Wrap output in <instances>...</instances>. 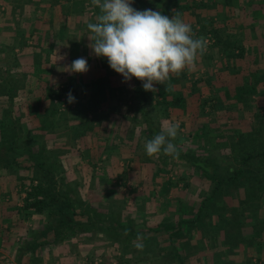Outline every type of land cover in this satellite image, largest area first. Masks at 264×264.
<instances>
[{
  "label": "rangeland",
  "instance_id": "374dc122",
  "mask_svg": "<svg viewBox=\"0 0 264 264\" xmlns=\"http://www.w3.org/2000/svg\"><path fill=\"white\" fill-rule=\"evenodd\" d=\"M218 8L227 17H221L223 22L218 20V25L204 28L199 22L191 25L196 36L207 41V51L203 55L206 58L198 57L194 71L172 75L167 85L170 94H187L186 105L165 109L161 104L163 96L155 92L152 96L156 103L147 107L153 114H159L155 120L161 121L157 123L160 127L165 122L179 121L180 131L174 141L178 150L218 158L217 173L226 179L239 168L234 148L239 144L236 134L241 125H254L255 114H264V0H225V5L219 4ZM142 9L156 11L148 0L144 1ZM215 28L222 35L219 44L214 42L212 30ZM202 29L209 32L201 33ZM216 49L220 54L214 60ZM33 52L39 51L33 49ZM208 57L212 61L207 60ZM258 79L260 83L255 84ZM65 81L60 82L59 88L67 86V93L61 99H54L59 105V113L54 116L58 122L53 127L49 112L45 115L43 108H32L27 114L28 127L43 129L40 132L30 129L28 138L26 136L28 143L25 149H20L21 154L26 155L21 157V164L45 161L52 169L58 187L62 186L59 187L63 190L60 200L69 196L76 211L85 209L92 215V220L99 218L100 221L93 220L87 230L70 229L75 218L71 209L61 212L57 206L50 218L45 212L37 214L23 210L24 197L32 185L31 178L34 177V185L38 180L33 168L24 170L15 165L7 170L1 168L0 264H264L263 173L251 183L245 180L225 184L214 198L215 184L204 177L199 168L162 153L149 157L143 148L146 128L138 125L131 131L128 118L119 116L120 123L103 126L95 123L97 128L78 138L77 129L70 126L79 122L80 105L92 102V91L74 90V81ZM243 84L254 89L246 101L236 94L237 90L240 93L247 89L241 88ZM57 86L53 85V88ZM70 91L76 98L73 103L67 99ZM19 94L18 97L24 100L25 93ZM116 94L120 100L128 101L129 98L132 103L133 90L125 94V90L119 88ZM34 95L33 99H36ZM205 99V109L201 112L200 106ZM117 111L122 115L131 113L125 108ZM88 115L91 118V114ZM31 117L35 119L30 121ZM44 128L47 130L43 131ZM95 131L102 134L100 141L107 145L113 143L115 132L123 136L131 131L138 136L134 141L139 138L141 141L136 152L125 139L127 142L122 141L119 148L123 155L113 156L120 154L114 149L110 157L99 154L92 157L88 152L94 142L87 135H93ZM57 133L59 137L55 138ZM134 154L142 156L140 162L133 160ZM0 155L3 158V154ZM163 184L169 188L162 189ZM79 198L83 206L79 204ZM203 199L206 203L197 215ZM112 213L121 214L119 221L123 229L120 226L117 229V223L111 222L114 219ZM197 216L200 220L191 222ZM77 217L79 220L86 218L84 215ZM181 220L187 222L178 227L180 230L175 235L172 230L148 229ZM55 230L64 237L54 249L41 251L39 246L34 253H28L25 245L18 255L8 252L13 238L17 239L15 244H21L23 240L37 243L46 238L45 234L56 235ZM138 235L143 237L139 241L144 245L143 251L134 247ZM75 240L82 241V245L78 246Z\"/></svg>",
  "mask_w": 264,
  "mask_h": 264
},
{
  "label": "crops",
  "instance_id": "0c3cea01",
  "mask_svg": "<svg viewBox=\"0 0 264 264\" xmlns=\"http://www.w3.org/2000/svg\"><path fill=\"white\" fill-rule=\"evenodd\" d=\"M144 1L146 2V0H133L132 6L137 10H143L142 4ZM148 2H152V6L156 11H161L162 14L170 18L178 15L191 25H195L196 22L201 23L203 28L218 25V20L223 22L224 20H221L222 16L227 18L223 12L220 13L222 10L218 8L219 4L225 5V0H148ZM98 14L99 9L92 5L91 0H0L1 83L6 84L4 79L8 77L6 79L10 80L9 84L11 83L8 86L14 89L18 86L19 92L25 93V99L21 102L31 105H34L40 97L45 96L53 85L60 86V82L65 81V78H67L65 82L74 81V84H76L75 89L81 92L85 90L94 92L96 81L102 80L107 91L111 89L119 92L120 88L125 90V94H129V90L134 89L131 81L125 82L121 74L110 68L107 58L95 56L89 47L87 24L89 22L94 23ZM33 49H38L39 52H33ZM219 52V49L214 50V57H212L214 60L220 54ZM79 57H84L91 63L89 70L86 73L70 72L68 66ZM202 58L205 59L206 56H202ZM210 58L208 57L207 60H211ZM15 61V67H11ZM102 62H106L107 65L102 66ZM83 77H86V80ZM179 93H182V91ZM33 95L36 99H33ZM111 103H119L122 111L124 108L128 111L127 101L121 100L118 102L116 100ZM119 116L128 118L129 116L132 117L133 113L118 114L117 116L114 113L111 117H105L100 126L114 124L115 122L120 123ZM31 119H35V117H31L30 121ZM103 133H106V127L103 128ZM101 135L98 131H95L93 135H87L90 141L94 142L89 149L88 156L93 157L99 154V156L110 157L115 152L114 149H118L120 154H113V156L123 155L122 149L119 150L122 144H117L116 147L112 144L107 145L105 141H100ZM121 135L117 132L119 139L122 138ZM87 136L85 135L84 138ZM58 137L59 133L55 138ZM79 137L82 138V135ZM162 187L165 190L169 188L165 184ZM173 188L177 189L176 185ZM44 237L46 238H41V251L54 249L61 241L52 233L45 234ZM28 238L29 236H27ZM16 241L17 239L13 238L12 245L11 242H8L10 244L8 252L11 255L13 253L20 254L18 252L20 244H15ZM25 242L28 244L29 241ZM74 243H78V246L82 245V241L75 240ZM24 246L25 244H23ZM0 250L2 249L0 248ZM57 264H66V262ZM79 264L81 263L79 262Z\"/></svg>",
  "mask_w": 264,
  "mask_h": 264
},
{
  "label": "trees",
  "instance_id": "16d2710c",
  "mask_svg": "<svg viewBox=\"0 0 264 264\" xmlns=\"http://www.w3.org/2000/svg\"><path fill=\"white\" fill-rule=\"evenodd\" d=\"M212 31L215 40L214 42H217V44H219L222 41V35L220 33V30L215 28ZM204 32L209 31H205V29H202L201 33ZM15 64L16 61L13 62L11 67H15ZM101 65L106 66L107 64L106 62H102ZM6 78L4 79V82L7 85L1 83L0 80V154H3V158H0V169L4 168L7 170L12 165H15L16 167L24 170H29L33 168V173L38 180L37 183L34 185V182H32V179H34V177L31 178L32 185L31 188H29V190L26 192V196L24 197L23 210L33 211L37 214H42L45 212L50 218L54 216V208H57V206L61 212H65L66 210L71 209L75 215V218L72 219L73 224L69 228L87 230L88 226L91 225L93 220L94 222H99V218H95L92 220V215L90 213L88 214L85 209H82L80 212L76 211L74 207V202L67 195H65L64 201L60 200V197L63 194V190L59 189V187L62 188V186L60 185L58 187L57 181H54L55 177L52 174V169L45 164V161H33L32 164L28 165L25 163L21 164V157H26V155H22L20 149H25V144L28 143V140H26L28 138L27 135L30 132V129L32 131L39 132L41 131V129H43L38 127L40 129L38 130L37 127H28L26 125L27 114L31 113L32 108H43L44 112L46 113L45 115H47V113L49 112L48 115L50 117V123L52 124L51 127H53V125H55V122H58L57 119L54 118V116L59 113V105L55 102L54 99L55 97L61 99L62 96L68 91L67 86H62L60 88L59 86H57L58 88L50 87L45 96L40 97L36 103L34 102V105H31L29 103L24 104L21 102V97H18L20 95V89L18 88V86L15 89L11 86H8L10 80ZM130 81L134 88V95L132 96V103L129 102L130 99H127L128 111L133 113L132 117H128L131 122V126L129 129L133 131L135 128H137L138 125H143L146 128L143 132V136L146 138V140L151 139L155 134L159 133L161 130V127L157 125V123L160 122H157L155 120L156 117H159V114H153L152 110L148 109L147 107L152 102L156 103L152 96L153 92L145 91L143 89L142 82L136 79L135 77H133ZM169 82L170 79L166 81L164 85L156 86L158 88L157 94L163 96V101L161 102V104L164 105L165 109H176L177 107H181V105H186L185 95H173L168 92L169 90H166L168 89L167 85L169 84ZM258 83H260L259 79L255 81V84ZM9 85H11V83ZM72 85L75 90L76 84H74L73 82ZM242 87H246L247 89L242 90L240 93H238L237 90L236 94L239 95L240 98L244 99V101H246L249 99V96L252 90L254 89H249V87L245 84H243L241 88ZM168 97L172 98L169 99ZM90 99L92 102H86L85 104H82L79 107V122L70 126L72 129L73 127L77 129V133H79V136H81V134H86L90 130L93 131L95 128H97L95 123H102V121H104L105 115L109 113L108 116L111 117V115L117 113V110L120 109L119 103H110L111 101L114 102L117 99L120 100V98H117V94L115 91H112L111 89H108L107 91L102 81H96L95 91L90 93ZM206 101V99L203 100V103L200 106L201 112H203L205 109L203 104H205ZM104 109H106L107 111L103 112ZM88 113L91 114V118H89L90 116L88 115ZM255 117L257 120L256 124L254 125L250 123L248 125H243L241 123V130L236 134L239 144L234 148V152L236 153L235 158L239 163V168L235 169L233 174H231L226 179L220 178L217 173L218 158L217 160H215V157L213 156H201L192 151H179V158L199 168L201 174L204 177L209 178L214 182V198L216 194H218V192L222 189V187L229 182L231 183L238 181L239 183H241L245 180L250 182L253 181V179L255 178L258 179V174H264V114L257 112V114H255ZM46 130L44 128L43 131ZM131 131L128 132V135H121L122 138L120 139L117 134H115L112 145L116 147V145L122 143V141H124L125 143V139H127L131 143L132 150L136 152L139 147V142L141 140L139 139L135 142L134 140L136 135L131 134ZM133 157V160L136 159L137 162H140L142 158V156L136 154H134ZM36 174H41L42 176ZM210 200H212V198H210ZM78 201H80L79 204L83 206V202L80 198L78 199ZM205 201L206 199L201 200L197 215H200L202 207L206 203ZM83 215L86 216V218L83 220H79L77 216ZM120 215L121 214L112 213V217H114V219H112L111 222H113V224L115 222L117 223V229H120V227H122L123 229V225L121 221H119L121 217ZM198 217L199 216H197V218H195L191 222L199 221L200 219ZM186 222V220H181L178 223L159 224L157 228H149V230H172V234L175 235V233L180 230L178 227H181ZM56 236L58 238L64 237L63 234H61L59 231H56ZM23 244L26 245L27 243H24V240L21 242L19 246L20 253L21 249H23ZM40 245H42L41 242H28L26 249L30 253H34Z\"/></svg>",
  "mask_w": 264,
  "mask_h": 264
},
{
  "label": "clouds",
  "instance_id": "9594fccd",
  "mask_svg": "<svg viewBox=\"0 0 264 264\" xmlns=\"http://www.w3.org/2000/svg\"><path fill=\"white\" fill-rule=\"evenodd\" d=\"M99 9L96 21L89 22V47L97 57L107 58L111 69L121 74L124 81L133 77L142 82L145 91H158L156 85H164L172 75L194 71L198 57L207 51V41L197 37L190 23L180 16L162 14L151 9L137 10L133 0H91ZM72 73H86L88 61L79 57L68 66ZM166 90H170L166 89ZM69 103L75 102L71 91ZM180 131L179 121L165 122L159 133L147 139L144 149L149 157L161 153L179 158L174 143ZM138 235L134 247L143 251Z\"/></svg>",
  "mask_w": 264,
  "mask_h": 264
},
{
  "label": "built area",
  "instance_id": "2783aa9c",
  "mask_svg": "<svg viewBox=\"0 0 264 264\" xmlns=\"http://www.w3.org/2000/svg\"><path fill=\"white\" fill-rule=\"evenodd\" d=\"M209 41V40H208Z\"/></svg>",
  "mask_w": 264,
  "mask_h": 264
}]
</instances>
